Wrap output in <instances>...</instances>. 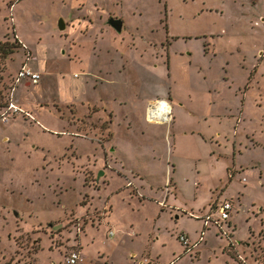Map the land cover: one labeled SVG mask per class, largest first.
<instances>
[{"label": "rangeland", "instance_id": "1", "mask_svg": "<svg viewBox=\"0 0 264 264\" xmlns=\"http://www.w3.org/2000/svg\"><path fill=\"white\" fill-rule=\"evenodd\" d=\"M13 1L0 0V264L72 250L76 264H264V0ZM42 60L48 86L44 70L15 81ZM167 71L194 112L169 136L144 123ZM230 198L229 221L204 228Z\"/></svg>", "mask_w": 264, "mask_h": 264}, {"label": "crops", "instance_id": "2", "mask_svg": "<svg viewBox=\"0 0 264 264\" xmlns=\"http://www.w3.org/2000/svg\"><path fill=\"white\" fill-rule=\"evenodd\" d=\"M16 1H18V0H14L11 4H10V6H9V9L11 10L12 8H13V5H14V3L16 2ZM11 15V14H10ZM12 17V16H11ZM111 18V17H110ZM109 18V19H110ZM113 18H119V19H121V17L120 16H118V17H113ZM109 19L107 20V22L109 21ZM122 20V19H121ZM83 25H84V23H85V21H86V19L84 20L83 19ZM82 22V21H81ZM65 23V27L68 25L66 22H64ZM109 23V22H108ZM111 26V25H110ZM167 26V25H166ZM112 27V26H111ZM113 28V27H112ZM122 28H123V20H122ZM122 28H121V30H122ZM169 28L167 27V30H168ZM16 36H17V34H16ZM168 36H169V32H168ZM18 38V37H17ZM19 40H20V38H18ZM20 41H22V40H20ZM23 42V41H22ZM23 44L26 46V47H28L24 42H23ZM208 44V43H207ZM31 49V48H30ZM207 49V48H206ZM30 52H28V56L30 55L31 56V53L29 54ZM62 53H64V51H63V49H62ZM208 53V52H207ZM28 60V59H27ZM168 61H169V59H168ZM47 61H44L43 62V60L41 61V62H38V64H36V68H32L31 66V68L33 69V70H35V71H37V72H39L40 70L42 71V70H44V74L46 75L45 77H44V79H43V83H44V86L43 87H45L46 85L48 86V84H49V82L51 81V78L54 76V74L55 73H58V72H55V71H51V70H48V65H47ZM23 65V64H22ZM22 65H20V67L22 66ZM169 65H170V62H168V67H169ZM19 67V68H20ZM167 70H169V69H167ZM48 71V72H47ZM39 73H41V75H42V72H39ZM16 75V74H15ZM59 76L61 75V74H58ZM166 78L165 79H162V78H160L159 76L158 77H155L156 79H154L153 78V81H154V83L155 82H157V83H160V86H161V88L158 86V87H154V93H152V92H147L146 94H144V101L145 100H150V99H156V98H158V97H161V98H166V99H168V100H170V104H171V106H172V109H173V120H172V123L168 126H166V124H160V123H153V122H144L145 124H154V126H156V125H158V126H160L162 129H164V131H166V134H167V136H169L168 135V132H169V130H171L172 128H174V127H176V126H178L179 125V128H181L182 127V125L184 124V122H182V121H185V120H189V118H192V115L194 114V112H193V109L190 107V103H189V101H186V97L185 98H183L182 96H179V95H177L176 93H175V86H174V84H172V82H171V79H170V77H171V75H170V72L169 71H167V73H166ZM41 77L42 76H40V79H41ZM58 78V77H57ZM156 80V81H155ZM21 81V80H20ZM24 81V84L25 85H28L29 83H31V81H28V80H23ZM40 81V80H39ZM19 82V81H18ZM52 83H55L54 82V79H53V81H52ZM158 88H160V89H158ZM44 89V88H43ZM246 90V89H245ZM139 97V96H138ZM187 97H189L190 98V96L188 95ZM56 97H54L53 98V100L54 101H56ZM139 99H140V97H139ZM45 101H48V99H45ZM174 101V102H173ZM141 109H143V105L141 106ZM203 116V115H202ZM201 116V117H202ZM187 132V130H184V133H186ZM159 134H161L162 133V130L161 131H159L158 132ZM170 134V133H169ZM162 135V134H161ZM202 138L203 139H205V136L204 135H202ZM174 142H175V144H176V138H174ZM172 152V151H171ZM123 154V153H122ZM125 165H123V164H121V165H118V169L120 170V175L119 176H121V177H123V178H126V175H128L129 176V174L128 173H131L132 171H130L129 169L128 170H126L125 169ZM175 170V169H174ZM170 171V170H169ZM139 175V174H138ZM224 179V178H223ZM242 180H243V178H242ZM134 181V180H133ZM244 181V180H243ZM170 182H172V179L170 178ZM197 183H199V182H197ZM174 184H176V183H174ZM173 185V184H172ZM198 185V184H197ZM196 187H198V186H196ZM148 194H150V195H152L153 193H149V192H147ZM221 193H222V191H220L219 193H215V194H213L214 195V197H211V199L213 200L212 201V204H214L215 202H216V200L218 199V197H220V195H221ZM152 196H155V194H153ZM232 199V198H231ZM155 200H156V198H155ZM224 200V199H223ZM233 200V199H232ZM158 203H159V206L162 208L161 209V211H164L165 209H166V207H165V205L164 204H166V201L164 200L163 201V198H160L159 199V201H158ZM160 203H161V205H160ZM233 203H234V200H233ZM216 206V204L213 206V208L212 209H214V207ZM235 203H234V207H233V210H235V209H237V208H235ZM168 208H170L169 206H168ZM171 209L175 212V217L176 218H178V217H180V216H182L181 215V213H183V214H188V213H193L192 212V210L190 211V210H185V211H182V210H179V209H176V208H174V207H171ZM211 209V210H212ZM175 210H178V211H175ZM233 210H232V212H233ZM179 212H181L180 214H179ZM231 212V213H232ZM194 214V213H193ZM195 215H197V214H195ZM197 216H199V215H197ZM202 217V216H201ZM229 221V220H228ZM209 226V225H208ZM207 226H205L204 225V228H206ZM112 233H114L113 231H112ZM112 235V234H111ZM199 242H201V239H200V237H199V239H198V243ZM135 255V254H134Z\"/></svg>", "mask_w": 264, "mask_h": 264}, {"label": "built area", "instance_id": "3", "mask_svg": "<svg viewBox=\"0 0 264 264\" xmlns=\"http://www.w3.org/2000/svg\"><path fill=\"white\" fill-rule=\"evenodd\" d=\"M40 76L39 72L33 70L29 65L23 64L16 72L15 81L28 80L36 82L40 79ZM172 115L173 113L170 102L165 99H158L146 106L144 118L148 122L162 123L169 126L173 120ZM233 207L234 203L231 198L216 203L214 209L202 216L204 225L208 226L210 223H214L221 227L229 220ZM110 234L113 233L111 232ZM178 239L183 245H189V240L184 234H179ZM79 260L80 252L75 250H72L66 258L67 264H76Z\"/></svg>", "mask_w": 264, "mask_h": 264}, {"label": "water", "instance_id": "4", "mask_svg": "<svg viewBox=\"0 0 264 264\" xmlns=\"http://www.w3.org/2000/svg\"><path fill=\"white\" fill-rule=\"evenodd\" d=\"M108 22L118 32L121 31V28H122V20L121 19L111 17ZM58 28L60 30L65 29V23H64V20L62 18H59V20H58ZM100 174H102V171L100 173H98V176Z\"/></svg>", "mask_w": 264, "mask_h": 264}, {"label": "trees", "instance_id": "5", "mask_svg": "<svg viewBox=\"0 0 264 264\" xmlns=\"http://www.w3.org/2000/svg\"><path fill=\"white\" fill-rule=\"evenodd\" d=\"M232 245L230 244V247H231Z\"/></svg>", "mask_w": 264, "mask_h": 264}]
</instances>
